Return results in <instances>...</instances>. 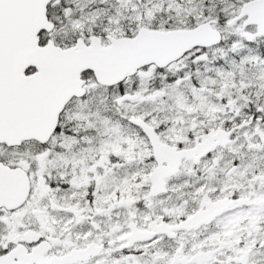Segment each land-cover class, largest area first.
<instances>
[{"label":"snow or ice","instance_id":"snow-or-ice-1","mask_svg":"<svg viewBox=\"0 0 264 264\" xmlns=\"http://www.w3.org/2000/svg\"><path fill=\"white\" fill-rule=\"evenodd\" d=\"M0 264H264V0H0Z\"/></svg>","mask_w":264,"mask_h":264}]
</instances>
